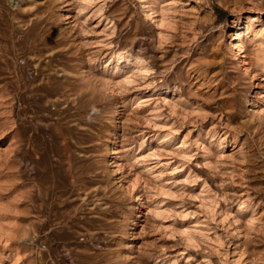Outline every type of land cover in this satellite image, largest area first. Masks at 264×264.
<instances>
[{"label": "rangeland", "instance_id": "rangeland-1", "mask_svg": "<svg viewBox=\"0 0 264 264\" xmlns=\"http://www.w3.org/2000/svg\"><path fill=\"white\" fill-rule=\"evenodd\" d=\"M0 264H264V0H0Z\"/></svg>", "mask_w": 264, "mask_h": 264}, {"label": "bare ground", "instance_id": "bare-ground-1", "mask_svg": "<svg viewBox=\"0 0 264 264\" xmlns=\"http://www.w3.org/2000/svg\"><path fill=\"white\" fill-rule=\"evenodd\" d=\"M251 20V23L256 21L257 19L256 18H252L250 19ZM233 22H236V20H234ZM236 35L233 36L232 38V44H233V49H240L241 46H242V43H241V38L244 34V29H239L236 31L235 33ZM68 148V147H67ZM68 153V152H67Z\"/></svg>", "mask_w": 264, "mask_h": 264}]
</instances>
